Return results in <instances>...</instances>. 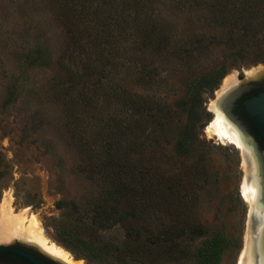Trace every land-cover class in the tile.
I'll list each match as a JSON object with an SVG mask.
<instances>
[{
	"label": "rangeland",
	"instance_id": "rangeland-1",
	"mask_svg": "<svg viewBox=\"0 0 264 264\" xmlns=\"http://www.w3.org/2000/svg\"><path fill=\"white\" fill-rule=\"evenodd\" d=\"M68 1L72 0H0V209L6 198L12 199L15 213L35 214L45 235L64 247L54 228L63 211L59 203L71 205L97 196L98 184L88 175V150L90 145L95 149L96 139L111 134L115 146L129 147L133 163L153 172L148 175L153 183L170 187L162 195L150 191L144 195L148 207L157 208L153 222L179 228L182 239L195 251L206 240L225 236L229 246L219 264H239L250 216L242 190L243 154L237 146L221 143L207 127L216 117L211 105L223 93L226 79L247 73L243 80L249 81L251 72L264 70V62L254 63L252 52L246 51L243 55L248 59L241 62L236 54L241 50L230 45L196 52L190 59L192 69H162L156 77L159 86L151 92L153 102H141V95L149 91L138 85L139 69L120 59L121 50L115 66L108 61L116 52L110 50L113 43L126 39L131 43L122 9L135 15L147 1L158 30L176 25L173 42H185L188 49L206 31L200 13L180 8L177 0H125L120 1L113 19L109 4L98 8L92 30L91 22L84 23L72 6L63 8ZM164 16L169 20H162ZM220 67L226 68L225 77L211 94H204L198 126L191 130L189 111L195 102L188 98V84ZM130 92L136 93L135 99L145 110L151 108L165 118L163 128H155L149 117L150 121L137 120L129 129L124 111ZM145 128L148 133L154 129L156 136H147ZM80 140L88 144L80 146ZM257 151L263 158L264 181V150L259 147ZM259 224L252 221L253 231H258ZM17 240L23 239L0 244ZM178 252L175 247V253L160 260L191 264ZM77 260L86 264L84 259Z\"/></svg>",
	"mask_w": 264,
	"mask_h": 264
},
{
	"label": "trees",
	"instance_id": "trees-1",
	"mask_svg": "<svg viewBox=\"0 0 264 264\" xmlns=\"http://www.w3.org/2000/svg\"><path fill=\"white\" fill-rule=\"evenodd\" d=\"M120 1L125 0H72L63 4V8L72 6L73 13L82 17L84 23L91 22L89 27L95 30L96 26L92 23L97 24L98 8L109 4L113 19L120 8ZM176 3L180 8L197 10L200 20L204 19L203 29L206 31L199 34L191 49L186 48L185 42H173L178 32L176 25H169V30H158L147 1H143L135 15L127 8L122 9V13L127 14L125 30L131 43L127 44V39L113 43L110 50L116 52L111 53L110 56L114 57H108V61L115 66L114 59L121 50L120 59L129 67L139 69L136 73L138 85L142 90L149 91L141 95V102H153L155 95L151 92L159 86L156 77L162 69L171 67L178 72H182L184 67L192 69L190 59L196 52H211L222 45H230L241 50L240 55L236 52L239 61L248 59L247 55H243L246 51L252 52L251 61L254 63L264 62V0H177ZM162 20H169V16H164ZM180 66L183 67L178 68ZM225 74L226 68L220 67L205 76L193 78L188 84V98L195 102L189 111L191 130L198 126L204 94H211ZM134 96L135 92L125 96L128 105L124 112L131 123L129 129L137 125V120L148 122L150 118H153L155 128H163L165 118L151 108L145 110ZM144 131L147 136H156L154 129L149 133L148 128ZM115 141L110 134L109 138L96 139L95 149L89 144L91 163L88 175L98 184L99 193L87 201L71 205L64 201L59 203L63 211L54 226L59 243L77 259H84L86 264H163L160 257L175 253V247H179V256L191 260V264H219L229 246L225 236L212 237L195 251L182 239L183 233L179 228L164 221L153 222L157 208L148 207L150 203L144 195L147 191L162 195L170 187L153 183L148 176L153 172L144 171L133 163L129 147L121 149L115 146ZM87 144L80 140V146ZM146 176L147 180L139 181ZM158 214L164 215L163 212Z\"/></svg>",
	"mask_w": 264,
	"mask_h": 264
},
{
	"label": "bare ground",
	"instance_id": "bare-ground-1",
	"mask_svg": "<svg viewBox=\"0 0 264 264\" xmlns=\"http://www.w3.org/2000/svg\"><path fill=\"white\" fill-rule=\"evenodd\" d=\"M263 72L264 70L260 69L252 72L251 76L259 77ZM225 84L226 87L223 93L211 105V110L216 112V117L208 125L207 131L221 143L233 144L242 150L243 168L245 170L242 190L244 199L250 205V216L239 264H264V181L262 163L260 164V157L257 156V148L250 143L248 144V139L245 138L242 131L220 110L226 106L225 93H228L237 84V74L235 73L226 79ZM11 200L6 198L0 209V242H8L15 238L29 240L39 245L41 249L45 250V253L58 260L67 264H83L81 260L75 259L69 250L51 241L45 235L44 228L35 214L28 216L26 211L15 213ZM255 216L260 219L261 226L258 231H253V227H251Z\"/></svg>",
	"mask_w": 264,
	"mask_h": 264
},
{
	"label": "flooded vegetation",
	"instance_id": "flooded-vegetation-1",
	"mask_svg": "<svg viewBox=\"0 0 264 264\" xmlns=\"http://www.w3.org/2000/svg\"><path fill=\"white\" fill-rule=\"evenodd\" d=\"M252 73V72H251ZM247 73L238 74L237 84L225 93V108H221V112L227 116V118L238 128L242 130L245 138L250 139L257 148L264 150V139L260 134L258 128L254 124L252 118L247 112L245 101L264 91V74L259 77H252L249 81H244ZM216 116V112L210 111ZM252 138H251V137ZM253 139L254 141H252ZM259 144V147H258ZM17 239V238H16ZM18 242L12 244V246L24 250L36 257L42 264H56L50 258L45 256L38 245L27 242L25 240H17ZM0 264H32L26 258L9 251H0Z\"/></svg>",
	"mask_w": 264,
	"mask_h": 264
},
{
	"label": "water",
	"instance_id": "water-1",
	"mask_svg": "<svg viewBox=\"0 0 264 264\" xmlns=\"http://www.w3.org/2000/svg\"><path fill=\"white\" fill-rule=\"evenodd\" d=\"M245 106H246L247 112L249 113L254 124L256 125V127L258 128L260 134L262 135V137L264 139V91L253 96V97H251V98H249V99H247L245 101ZM249 143L251 145L255 146V144L253 142H251L250 139H248V144ZM258 156L260 157V160L262 163L263 158L259 152H258ZM261 166L263 169V165H261ZM253 221H254V223H258V222H260V219L257 216H255ZM0 251H9V252L16 253V254L26 258L32 264H42L36 257L31 255L30 253H27L24 250H21V249H18L16 247L12 246V244H8V243L7 244H5V243L0 244ZM42 252L45 254V256L50 258L56 264H67L61 260H58V259L50 256L49 254L45 253L44 251H42Z\"/></svg>",
	"mask_w": 264,
	"mask_h": 264
}]
</instances>
